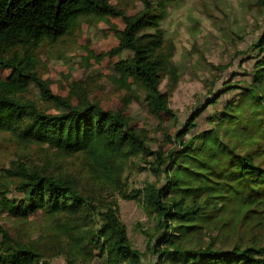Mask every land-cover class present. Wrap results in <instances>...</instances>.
Masks as SVG:
<instances>
[{"label":"trees","instance_id":"trees-1","mask_svg":"<svg viewBox=\"0 0 264 264\" xmlns=\"http://www.w3.org/2000/svg\"><path fill=\"white\" fill-rule=\"evenodd\" d=\"M139 1L142 7L129 12L110 0H0V131L11 132L25 146L82 154L93 180L120 197L139 200L157 219L147 232V250L157 264H264L263 241L229 249L188 242L226 224L227 218L242 223L264 213V25L248 47L252 64L245 74L250 79L241 85L224 82L180 122L161 90L163 74L171 75L172 84L179 76L170 61L174 44L161 24L175 0ZM256 4L264 9V0ZM89 17L115 22L103 31L111 43L99 53L84 49L82 58L127 92L118 108L82 88L68 96L54 93L37 77L34 50L45 41H58L79 19ZM31 83L48 105L24 96ZM229 92L232 98L208 116L212 126L195 131L206 108ZM141 95L155 119L153 127L140 124L126 108ZM158 133L165 145L154 147L150 135ZM136 160L148 164L154 180L128 192L123 176ZM2 172L0 210L18 219L40 212L59 216L50 236L55 253L65 254L67 264L95 258L104 264H145L146 254L133 246L115 200L97 201L74 175L48 167L13 161ZM12 182L18 199L7 195ZM0 232V264H51L36 242Z\"/></svg>","mask_w":264,"mask_h":264},{"label":"rangeland","instance_id":"rangeland-1","mask_svg":"<svg viewBox=\"0 0 264 264\" xmlns=\"http://www.w3.org/2000/svg\"><path fill=\"white\" fill-rule=\"evenodd\" d=\"M118 8L129 12L142 7L139 0H110ZM257 0H175L167 7L166 16L161 21L167 39L174 44L171 63L178 70V80L172 84L170 74H163L161 90L170 98V107L184 122L199 105L206 104L224 82L232 85L243 84L250 79L249 71L252 60L249 45L258 37L264 25V9L256 4ZM114 21H98L95 18H81L76 27L56 42L45 41L34 50L37 77L49 85L54 93L72 95L76 90L86 89L92 97L103 104H124L127 92L116 88L109 79L102 77L93 61L86 64L82 58L84 49L99 53L110 44L109 37L103 32ZM248 51V52H246ZM91 52L89 51L88 55ZM225 65V68L221 69ZM215 67H219L217 70ZM235 74V75H233ZM213 84V85H212ZM24 96L38 100L41 105H48L41 100L39 86L31 83ZM234 92L222 96L217 105H209L197 119L195 131L212 126L208 116L219 110L222 104L231 99ZM107 105V104H105ZM131 116L142 125H151L155 119L148 113L143 96L139 101L132 100L129 106ZM169 126L165 125V127ZM168 129H175L172 125ZM154 147L164 146L162 133L150 135ZM13 161L23 162L32 167H48L54 173L74 175L94 195L97 201L115 200L120 220L125 224L133 246L146 254L145 264H157L158 260L147 250V232L153 230L156 217L139 200L126 199L107 189L90 177L82 154L61 155L47 145H22L9 131H0V183L6 179L3 168H9ZM142 160L130 162L124 172V185L131 192L141 189L154 176ZM8 197L18 199L14 182L9 186ZM59 216L43 213L18 219L0 210V230H7L10 235L25 242H36L46 252L45 260L51 264H67L65 254L55 253L51 241V227ZM65 217H62V221ZM226 224L204 230L188 240L190 245L198 247L212 243L217 248L229 249L236 244L248 245L251 242H264V213H257L242 223L234 218L226 219ZM1 239V232H0ZM84 264H104L101 258H95Z\"/></svg>","mask_w":264,"mask_h":264}]
</instances>
